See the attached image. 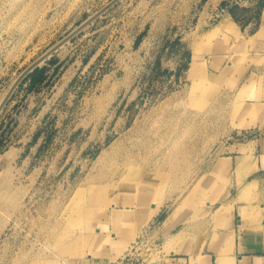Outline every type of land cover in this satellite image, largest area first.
Here are the masks:
<instances>
[{
    "label": "rangeland",
    "instance_id": "1",
    "mask_svg": "<svg viewBox=\"0 0 264 264\" xmlns=\"http://www.w3.org/2000/svg\"><path fill=\"white\" fill-rule=\"evenodd\" d=\"M110 1L0 0V101ZM57 55L0 112V264L158 263L166 217L220 213L221 157L264 153V0H119Z\"/></svg>",
    "mask_w": 264,
    "mask_h": 264
},
{
    "label": "crops",
    "instance_id": "2",
    "mask_svg": "<svg viewBox=\"0 0 264 264\" xmlns=\"http://www.w3.org/2000/svg\"><path fill=\"white\" fill-rule=\"evenodd\" d=\"M61 48L23 79L29 109L42 108V100L56 91L57 82L53 86L47 83L62 68L57 55ZM30 86L33 88L28 89ZM245 145L238 143L235 153L221 157L230 168L227 192L212 204L221 214L200 217L191 227H185L184 214L166 217L162 225L166 222L169 228L164 238L170 251L155 264H264V153L244 154ZM254 147L260 152L259 144ZM198 239L201 244L196 247Z\"/></svg>",
    "mask_w": 264,
    "mask_h": 264
},
{
    "label": "water",
    "instance_id": "3",
    "mask_svg": "<svg viewBox=\"0 0 264 264\" xmlns=\"http://www.w3.org/2000/svg\"><path fill=\"white\" fill-rule=\"evenodd\" d=\"M119 0H111L105 6H103L100 10L95 12L92 16L85 19L81 24H79L75 29H73L70 33H68L64 38L50 47L46 52H44L38 59L32 62L28 67H26L13 82L3 100L0 103V112L3 107L7 103L8 99L11 97L14 90L18 87L21 81L36 67H38L44 60L52 56L59 48H61L64 44L70 41L74 36L80 33L84 28H86L89 24H91L94 20H96L99 16H101L104 12H106L109 8L115 5Z\"/></svg>",
    "mask_w": 264,
    "mask_h": 264
},
{
    "label": "bare ground",
    "instance_id": "4",
    "mask_svg": "<svg viewBox=\"0 0 264 264\" xmlns=\"http://www.w3.org/2000/svg\"><path fill=\"white\" fill-rule=\"evenodd\" d=\"M198 69H199V63H197L196 61H193L192 64L190 65L189 72H190V74H192V76L195 77V75H196ZM194 77H193V78H194ZM15 80H16V79H15ZM15 80H14V81H15ZM14 81H13V82H14ZM10 87H11V86H10ZM10 87H9V88H10ZM8 90H9V89H8ZM6 93H7V92H6ZM6 93H5V95H6ZM5 95H4V96H5ZM4 96L2 97L1 101L3 100ZM1 101H0V103H1ZM127 151H128V150H127ZM129 151H130V150H129ZM122 153H123V152H122ZM127 153H130V152H127ZM127 153H126V154H127ZM133 153H134V152H133ZM131 154H132V152H131ZM134 154H135V153H134ZM134 154H133V155H134ZM120 155H123V154H120ZM128 156H129V155H128ZM121 157H122V156H121ZM126 157H127V156H126ZM129 157H130V156H129ZM122 158H123V157H122ZM127 158H128V157H127ZM125 159H126V158H125ZM224 165H225L224 162L220 161V163L218 164V168H221V167L224 166ZM116 171H117V170H116ZM87 186H88V185H87ZM88 187H90V186H88ZM88 187H87V188H88ZM85 188H86V187H85ZM87 188H86V189H87ZM90 188H91V187H90ZM87 191H88V190H87ZM75 193H76V196H79V195L81 194L80 189H79L78 191H76ZM83 194H84V193H83ZM145 220H146V219H145ZM129 237H130V236H129ZM129 237H128V238H129Z\"/></svg>",
    "mask_w": 264,
    "mask_h": 264
},
{
    "label": "trees",
    "instance_id": "5",
    "mask_svg": "<svg viewBox=\"0 0 264 264\" xmlns=\"http://www.w3.org/2000/svg\"><path fill=\"white\" fill-rule=\"evenodd\" d=\"M138 41H139V39L136 40L135 45H137Z\"/></svg>",
    "mask_w": 264,
    "mask_h": 264
}]
</instances>
